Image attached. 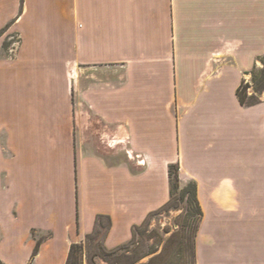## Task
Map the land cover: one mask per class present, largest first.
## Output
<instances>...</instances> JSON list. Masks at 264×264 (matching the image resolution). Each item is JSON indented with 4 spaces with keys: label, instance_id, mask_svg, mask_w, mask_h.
Returning <instances> with one entry per match:
<instances>
[{
    "label": "crops",
    "instance_id": "1",
    "mask_svg": "<svg viewBox=\"0 0 264 264\" xmlns=\"http://www.w3.org/2000/svg\"><path fill=\"white\" fill-rule=\"evenodd\" d=\"M53 1L0 6V28L20 37L9 65L29 76L16 91L29 110L19 116L28 160L13 159L15 130L0 125V163L11 165L0 261L65 264L99 214L111 218L105 246L126 243L169 200L178 163L203 212L196 263L264 264V93L249 107L236 96L264 55V0ZM255 198L258 248L246 260L231 225L240 200Z\"/></svg>",
    "mask_w": 264,
    "mask_h": 264
},
{
    "label": "rangeland",
    "instance_id": "2",
    "mask_svg": "<svg viewBox=\"0 0 264 264\" xmlns=\"http://www.w3.org/2000/svg\"><path fill=\"white\" fill-rule=\"evenodd\" d=\"M13 0H0V6L5 3L7 4L8 9L11 8ZM56 1V0H54ZM53 1V2H54ZM8 9L4 11L5 9L0 7V20L3 19ZM5 14V15H4ZM5 28V27H4ZM4 28H0V41L3 44L5 43L7 45V50H3V47L0 50V59L7 58L8 61L0 64V125L5 126L6 128H10L11 130H15L16 133L12 140V146L15 150V153H17V156L13 157V159H16L18 161L20 160H28V157H24V154H20V144H19V116L21 114H24L25 112L29 111L27 110V104L25 103H19L17 92L18 88H20V85L23 84V81H27L29 79L27 71L21 70V67H13L9 65L10 58L14 57L17 51V48L20 44V37L17 32L13 31H4ZM23 68V67H22ZM38 78V77H37ZM42 78V77H40ZM252 90L250 89V92ZM7 132V130H6ZM88 134H90V131H87ZM5 139V132L1 135V142L4 143ZM14 154V153H13ZM5 155L9 156V151H5ZM8 158V157H7ZM12 159V157H11ZM14 165V164H13ZM12 165V169H15V167ZM11 165L9 163L4 164L0 163V186H4V183L6 182V174L3 173L6 168V170H9ZM186 184H180L181 187L185 186ZM247 202V207H244V203ZM262 201L260 199H253V200H240L241 208H237L238 212L235 214L234 217V223H232V242L234 243V255H244L245 259L247 260L248 255L243 254L244 251L248 249V245L251 246L252 250H254L255 247L258 248V241H259V219H260V212L263 209L260 205ZM249 203L251 205L249 206ZM181 206L177 209H170V211H162L158 215H154L149 220V225L147 229L145 230V227H142L136 236V240L138 241L137 245L139 247V251L145 252L148 250L149 247L154 245L157 241H160L159 244V251L165 245V258L168 259L173 252L179 247L178 240L175 238L172 241H168L169 237L174 233L175 229L178 227L177 222L179 220V217L183 216L185 214V211L183 209L185 203L181 202ZM240 207V204H239ZM218 237L221 239L223 233L222 231H218ZM46 234H39L37 233L36 236L40 239L42 237H45ZM34 236V234H33ZM160 239V240H159ZM190 239V232L187 230L185 233V237L183 238V243L186 244L188 240ZM219 247H221V240H219ZM89 248V244H88ZM97 246L94 245L93 251L84 250L81 257V263L82 264H104L103 261L99 260L98 258L92 259L93 252L97 251ZM91 250V249H90ZM256 250V249H255ZM221 253V252H220ZM226 253V250H225ZM253 253H255L253 251ZM258 255V253L256 254ZM207 256H211L210 253H207ZM149 256H146L140 260V263H145ZM206 260L203 264H212V261H210V257H206ZM257 261L253 262H246L242 260V264H259L258 258H256Z\"/></svg>",
    "mask_w": 264,
    "mask_h": 264
},
{
    "label": "trees",
    "instance_id": "3",
    "mask_svg": "<svg viewBox=\"0 0 264 264\" xmlns=\"http://www.w3.org/2000/svg\"><path fill=\"white\" fill-rule=\"evenodd\" d=\"M9 26L10 25H6L3 32H6ZM2 47L3 50H7V45L5 43ZM258 60L260 65H255L249 72V80L243 78L236 89L237 99L242 106H254L261 102V96L264 93V55L259 57ZM250 89L252 90L251 92ZM168 178L169 200L159 209L149 213L141 224L132 227V235L129 241L108 249L104 241L111 227V218L108 215L99 214L95 217L92 233L86 236L85 241L83 243H73L70 245L65 264H82V253L85 249L92 252L94 245L97 246L98 249L96 248L97 251L93 252L92 259L98 258L103 261L104 264H197L196 238L203 212L196 195V183L194 181H189L185 186H180L178 163H172L168 166ZM181 202L185 203L183 207L185 214L179 217L177 222L178 227L167 240L168 242L177 238L179 247L168 259H164L166 251L165 245H163L159 251L160 241H157L154 245L149 247L148 250L141 253L137 245L138 241L136 240V236L139 234L138 231L142 227H145V230L147 229L149 220L152 216L158 215L162 211L167 212L170 211V209H177L181 206ZM187 230L190 232V239L184 244L183 238ZM40 242L41 240H38L34 248L33 257L38 252ZM149 255L150 257L145 263H140L142 258ZM0 264L4 263L0 261Z\"/></svg>",
    "mask_w": 264,
    "mask_h": 264
}]
</instances>
